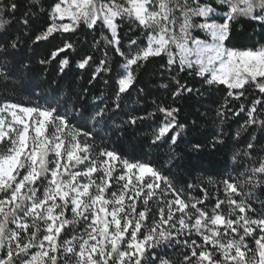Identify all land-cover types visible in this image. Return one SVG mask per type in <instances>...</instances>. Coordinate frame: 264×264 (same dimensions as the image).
I'll return each mask as SVG.
<instances>
[{
	"label": "snow or ice",
	"instance_id": "6c2138e0",
	"mask_svg": "<svg viewBox=\"0 0 264 264\" xmlns=\"http://www.w3.org/2000/svg\"><path fill=\"white\" fill-rule=\"evenodd\" d=\"M18 10L16 0H0V53L19 45L20 38L11 36L8 18ZM24 15L28 25L32 13ZM241 17L264 28V0H56L51 23L35 39L75 33L82 24L90 29L99 25L101 40L124 58L115 107L135 82L133 66L141 67L150 57H167L169 67L194 72L206 84L226 86L228 97L240 100L251 95L250 106L240 107L247 116L245 125L264 127V45L240 50L225 44L230 26ZM124 22L140 28L142 35V40L130 39L126 51L118 31ZM197 31L205 38L195 35ZM101 40H94V47ZM74 48L66 40L40 63ZM90 61L91 55L84 56L79 68ZM59 64L63 72L69 65L67 56ZM111 70L105 52L93 78ZM10 79L7 62L0 61V80ZM193 91L176 80L173 95ZM106 108L97 106L91 118L99 123ZM157 110L164 114L155 132L160 140L176 127L179 110L159 105ZM137 119L130 118V123ZM178 135L170 138L173 144ZM90 136L55 108L0 104V264H175L165 258L164 249L178 240L186 250L180 264H264V201L253 207L259 200L254 190L264 189V145L254 154L258 147L254 137L243 150L245 171L222 181L226 199L217 198L208 210L198 207L204 200L183 198L182 190L148 164L130 162L107 149L93 155ZM118 165L123 171L114 178ZM111 188L116 190L108 192ZM169 192L172 199L167 198ZM153 197L157 208L150 217ZM81 221L83 229L78 231L74 225Z\"/></svg>",
	"mask_w": 264,
	"mask_h": 264
},
{
	"label": "trees",
	"instance_id": "16d2710c",
	"mask_svg": "<svg viewBox=\"0 0 264 264\" xmlns=\"http://www.w3.org/2000/svg\"><path fill=\"white\" fill-rule=\"evenodd\" d=\"M16 2L19 10L8 18L12 20L11 36H18L20 42L16 49L9 48L7 53H0V61H6L11 72L10 80H0V104L11 102L55 108L58 113L66 115L72 125L91 133L87 139L94 144L93 155L107 149L130 162L148 164L167 176L175 188L182 190L183 198L204 200V204L198 207L206 206L210 210L217 198L226 199L222 181L245 171L247 160L243 157V150L247 142L255 138L254 143L258 147L254 154L260 153V146L264 145V127L245 125L246 113L240 112L241 105L250 106L251 95L246 93L240 100L233 99L227 96L226 86L209 85L194 72L189 75L175 66L169 67L167 57H150L141 67L133 66L135 82L121 94L120 107L117 108V81L124 58L101 40L100 26L90 29L82 24L75 33L55 32L47 40L36 41L35 37L51 23L49 15L56 0H35V7L34 0ZM25 13H32L28 25L23 23ZM118 31L124 51L130 47V39L142 40L140 28L130 26L128 22L120 23ZM194 34L201 39L206 36L199 31ZM104 35L110 36V33L105 30ZM66 40L74 44V50L60 53L46 64L40 63L49 59L50 54ZM94 40H101L99 47H94ZM225 44L240 50L258 48L264 45V28L256 21L241 17L230 26ZM105 52L112 70L93 78L98 62L105 58ZM86 55H91L93 61L81 69L79 62ZM65 56L69 65L61 72L59 61ZM176 80L186 83L194 91L174 96ZM158 105L179 110L176 127L160 140L155 139V132L163 123L164 114L157 110ZM97 106H107L106 115L99 123L91 118ZM133 117H139L135 124L130 123ZM176 133L179 135L173 144L170 138ZM220 140L223 143L217 142ZM196 144L200 145L199 149H194ZM254 191L259 200L253 207L259 208V201H264V189ZM167 198L172 199L173 194L169 192ZM235 198L240 200L242 197ZM156 201L157 197L149 201L150 217L156 211ZM159 203L162 205L163 201ZM139 210L141 204L138 201ZM221 211L227 213L228 209L221 205ZM74 227L82 230L83 221ZM61 237L65 238L63 232ZM192 238L199 242L198 237ZM185 251L178 240L164 249L165 258L180 264Z\"/></svg>",
	"mask_w": 264,
	"mask_h": 264
},
{
	"label": "rangeland",
	"instance_id": "374dc122",
	"mask_svg": "<svg viewBox=\"0 0 264 264\" xmlns=\"http://www.w3.org/2000/svg\"><path fill=\"white\" fill-rule=\"evenodd\" d=\"M64 22H68L67 20H65ZM203 34H205V33H203ZM206 35V34H205ZM209 39H210V37H208ZM124 71V68H122V72ZM52 130H51V125L49 126V132H51ZM83 166H81V168H82ZM121 171H123L120 167H119V165L117 166V171L115 172V173H113V177L115 178V176L116 175H118ZM146 180L148 179L147 177L145 178ZM121 183H123V182H121ZM109 190L110 191H113V190H116V189H114V188H111V189H108V192H109ZM159 189H157L156 191H158Z\"/></svg>",
	"mask_w": 264,
	"mask_h": 264
}]
</instances>
